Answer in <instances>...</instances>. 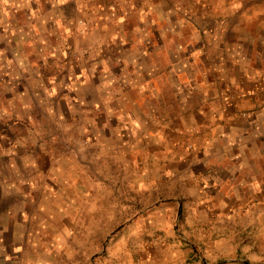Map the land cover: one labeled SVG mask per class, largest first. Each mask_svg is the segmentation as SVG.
I'll use <instances>...</instances> for the list:
<instances>
[{
	"label": "crops",
	"instance_id": "crops-1",
	"mask_svg": "<svg viewBox=\"0 0 264 264\" xmlns=\"http://www.w3.org/2000/svg\"><path fill=\"white\" fill-rule=\"evenodd\" d=\"M11 10L26 13V45L37 57L32 60L52 68L71 63V80L87 77L94 90L112 96L109 102L120 110L119 124L137 126L135 135L142 139L149 136L152 175L145 184L136 177L135 191L157 188L159 171L171 170L170 163L159 164L161 158L170 161L171 143L192 139L197 151L187 156L195 168L207 163L211 172H220L213 183H219L221 195L228 194L221 188L229 181L232 207L248 206V216L260 209L263 219L264 94L262 100L257 84L264 73V0H0V11ZM107 76L111 82L105 86L95 80ZM228 84L246 93L230 101L231 106L222 100ZM125 189L119 197L126 198ZM146 204L145 211L130 213L124 206L119 219L129 223L109 244L105 264H201L190 262L191 249L177 241L181 234L190 235L189 228L180 232L174 227L184 202L159 203L151 195ZM194 204L198 232L205 234L209 206L216 204L200 197ZM261 232L264 246V227ZM58 233L65 237L67 232ZM87 233L75 230L71 236ZM2 249L0 264H7L13 256ZM67 250L73 255L61 264L84 261L78 256L83 246ZM254 256L264 264V247ZM20 263L35 264L30 258Z\"/></svg>",
	"mask_w": 264,
	"mask_h": 264
},
{
	"label": "rangeland",
	"instance_id": "rangeland-1",
	"mask_svg": "<svg viewBox=\"0 0 264 264\" xmlns=\"http://www.w3.org/2000/svg\"><path fill=\"white\" fill-rule=\"evenodd\" d=\"M13 2L19 4V0ZM27 45L26 13L0 11V247L9 252V258L13 256L11 264H23L26 258L36 264L39 256L40 264H61L73 255L68 247L78 244L83 246L78 256L84 263L80 264H105L109 244L129 223L119 219L126 212L124 206L129 213L145 211L151 195L159 203L184 202L174 227L180 232L189 228L190 235L181 234L177 241L191 249L190 262L263 264L254 256L264 247L261 210L252 206L254 216H248V206L232 207L231 183H223L221 189L228 194L222 196L219 183H213L222 174L211 172L207 163L197 169L188 157L197 151L194 140L171 143L170 161L161 158L159 162L170 163L171 170L159 171L157 188L148 185L142 193L135 191L136 177L145 184L152 175L149 136L142 139L135 135L137 126L119 124L120 110L109 102L112 96L94 90L87 77L71 80V63L52 68L53 64L43 62L41 66L32 60L36 53ZM96 79L103 80L102 86L111 82L108 76ZM230 85L222 93L228 106L233 103L231 96L246 94ZM257 85L263 100L264 73ZM178 150L185 161L175 157ZM120 183L126 198L119 197ZM203 183L208 186L202 187ZM110 188L116 189L110 193ZM199 197L216 204L209 206L205 234H199V216L194 215L198 209L194 200ZM63 230L65 237L55 236ZM75 230L89 234L75 238L71 236Z\"/></svg>",
	"mask_w": 264,
	"mask_h": 264
},
{
	"label": "built area",
	"instance_id": "built-area-1",
	"mask_svg": "<svg viewBox=\"0 0 264 264\" xmlns=\"http://www.w3.org/2000/svg\"><path fill=\"white\" fill-rule=\"evenodd\" d=\"M235 98H236L235 96H231L230 100H234ZM242 115H243V116H247L248 113H247V112H244Z\"/></svg>",
	"mask_w": 264,
	"mask_h": 264
}]
</instances>
